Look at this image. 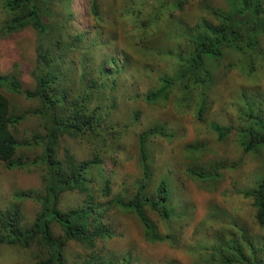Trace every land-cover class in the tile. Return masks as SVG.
<instances>
[{
    "label": "trees",
    "instance_id": "16d2710c",
    "mask_svg": "<svg viewBox=\"0 0 264 264\" xmlns=\"http://www.w3.org/2000/svg\"><path fill=\"white\" fill-rule=\"evenodd\" d=\"M73 0H0L2 30L6 36L31 28L37 34L36 63L32 70L34 89L25 90L14 75L0 74V88L12 95L33 102L30 109L17 113L10 100L0 93V161L8 170L28 166L41 167L43 193L24 192L15 203L0 209V248L7 246L30 251L36 264H69L66 248L69 243L84 246L87 251L82 264H136L131 253L107 257L99 244L118 236L110 223L114 215H133L140 224L144 240L149 244H175L172 233L159 231V222L182 219L174 204V187L169 175H163L151 187L155 172L149 154L156 138H173L165 124L149 127L139 133L138 162L141 177L130 192H115L113 177L107 174L104 161L117 153L119 138L139 121L134 112L132 124L115 120L125 99L144 101L147 105L164 104L174 92H196L203 99L213 85L216 65L225 52L242 56L244 67L251 73L258 59H264V0H224L215 6L209 0H132L120 11L130 15L140 52L148 55L145 42L151 31L160 26L167 30L171 47L160 54L173 60L171 72L161 75L160 86L149 92L137 91L129 96L131 60L129 55L111 44L101 28L103 16L99 0L89 1L92 24L81 30L75 26ZM142 7V9H141ZM193 15H189V11ZM137 15L141 16L139 18ZM157 29V30H156ZM183 100L178 101L180 106ZM249 112L238 128L212 123L210 129L218 142L225 141L232 130L245 154L264 147V110L255 109L256 102L246 98ZM261 105V103H259ZM258 105V106H259ZM257 106V107H258ZM206 108L201 101L198 116ZM36 118L43 134H36L23 146L41 149V155L30 163L18 157L22 143L16 138L18 126ZM72 140L86 146L92 158L79 159L61 144ZM196 151L201 146L192 147ZM218 166L211 169H188V175L201 183L218 181ZM77 196V205L61 208L64 196ZM252 201L254 223L264 230V171L252 186L240 190ZM33 199L40 211L29 223L20 201ZM227 219L225 231L213 229L216 244L203 246L210 264H264V235L251 232V227L224 210L212 212L207 221ZM55 227L61 234L56 236ZM21 264V263H14Z\"/></svg>",
    "mask_w": 264,
    "mask_h": 264
},
{
    "label": "rangeland",
    "instance_id": "374dc122",
    "mask_svg": "<svg viewBox=\"0 0 264 264\" xmlns=\"http://www.w3.org/2000/svg\"><path fill=\"white\" fill-rule=\"evenodd\" d=\"M90 0H73L74 25L86 30L93 22L89 18ZM132 0H99L103 16L101 28L111 38L113 47L124 50L130 57L128 84L131 94L137 91L144 93L160 86L161 75L171 72L173 60L162 58L160 54L168 49L171 42L166 36L167 30L160 26L158 31H151L145 44L148 45V55L140 52L135 35L140 31L133 27V19L129 15H121L120 11ZM215 6H222L224 0H209ZM124 6V7H123ZM142 9V7H141ZM189 15H193L190 10ZM89 15V16H88ZM139 18L141 16L137 15ZM0 17V74L14 75L25 90L34 89L36 83L32 70L36 63L37 34L31 29L6 36L1 28ZM157 30V29H156ZM264 48V44H263ZM250 73L244 67L241 55L225 52V56L212 65L215 75L213 85L208 87L203 99L206 108L202 117L198 109L203 100L196 92H174L175 94L164 104L147 105L144 101L125 99L119 108L115 120L122 124H132L134 112L139 113V121H133V126L120 138L121 145L117 153L105 157L104 168L113 177L115 192L124 188L130 192L141 177L138 162V134L145 129L165 124L173 138H156L150 145L149 154L152 168L155 172L151 187L155 188L159 178L169 175L174 187V204L176 212L182 214V219H174L171 223L159 222V231L167 235L172 233L175 244L169 242L149 244L144 240L143 232L137 219L130 214L116 215L110 220L118 236L99 248L107 257H120L131 253L136 264H210L208 257L203 255V246L213 247L216 244L212 234L213 229L222 231L227 228V219L219 217L218 222L208 223L212 212L226 211L231 218L245 222L255 235L263 234L254 223L255 211L252 201L245 199L240 190L252 186L256 176L264 171V147L256 153L245 154L237 143L235 130L229 137L218 142L212 133L210 125L218 123L224 127L238 129L249 112L245 99L256 102L254 111L264 110V59H258ZM11 102L13 109L19 114L34 106L23 96L12 95L0 88ZM183 100V106L178 101ZM16 138L22 143L18 157L25 163L41 155V149L31 150L23 146L43 129L38 119L29 118L18 128ZM201 146V151L192 147ZM68 148L79 159L92 158V153L86 146L67 140L61 144L60 154ZM218 166L220 178L218 181L201 183L188 175V169H211ZM41 167L28 166L27 169L8 170L0 161V209L4 210L17 202L16 196L21 193H43ZM21 210L27 222L31 223L40 211V205L33 199L20 201ZM77 205V196H64L61 208ZM224 231V230H223ZM225 232V231H224ZM56 236L61 234L55 227ZM89 252L84 246L69 243L66 256L69 264H82L83 258ZM36 264L32 253L17 248L2 246L0 248V264ZM215 264V263H212Z\"/></svg>",
    "mask_w": 264,
    "mask_h": 264
}]
</instances>
